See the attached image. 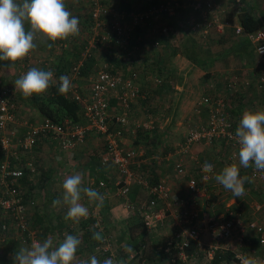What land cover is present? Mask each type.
<instances>
[{"label": "built area", "instance_id": "1", "mask_svg": "<svg viewBox=\"0 0 264 264\" xmlns=\"http://www.w3.org/2000/svg\"><path fill=\"white\" fill-rule=\"evenodd\" d=\"M214 5L211 0L192 1L190 7L195 13L187 20L185 29L197 32L199 28H202V33L214 29L218 33H223L230 25L228 22L217 20L214 15ZM179 6L176 0H165L158 5L152 4L139 10L128 11L121 8L116 1L89 0L93 25L89 27L88 40L85 50L81 53V59L78 63L72 64L68 72L72 78V87L68 94L81 106L80 118L76 122H71L69 118L54 121L44 116L35 121L20 120L17 118V103L12 88L6 84H0V147L6 155L0 165V234L2 238H10L16 232L14 236L19 237L21 243L38 241L36 231L27 229L25 219L33 207V199H28L26 205L21 202L26 189L21 187L19 181L24 176L26 168L32 173L35 172V164L32 159L23 163L20 154L31 151L42 140L50 142L60 150H73L85 141L89 132H94L101 137L104 145L99 162L102 167H112L115 173L113 183L116 186V195L122 199V205L127 212L137 214L148 229L156 231L164 224L167 214L170 215L172 212L169 207L175 206L172 217L173 223L178 227L174 228L172 238L167 240L165 253L173 251L180 264H198L200 260L204 261L201 264H207V262L213 264L212 261L217 254L220 257L224 255L221 253L231 254V257L220 259V264H240L237 257L241 255L264 259V255L258 254L255 250H248L245 240L248 235L258 236L260 246L264 245L263 220L248 219L237 212L227 210L221 215L211 217L205 223H200L196 209L190 203L202 193L196 178L193 176L186 178L185 186L188 194L185 197L170 199L159 206V201L168 196L170 189L164 182L150 184L148 177H143L138 170L131 169L138 151L134 147L125 146L123 138L125 130L130 129L131 125L128 115L130 103L137 101L140 97L139 85L135 81L137 75L135 71L128 72L124 64H105L96 71L90 72L88 76H84L88 80L86 89L75 81L76 78L82 77L79 68L83 60L93 54L94 50L109 48L116 57H121L124 62H127L131 53L133 54L138 47L132 44L133 48H131L130 44L131 32L135 26H145L152 20H160L161 26L158 28V33L167 36L170 26L165 22L161 23V18L166 15H175ZM195 14L199 15L201 19L199 22L194 21ZM242 30L240 25H234L235 35L241 36ZM204 33L202 35H205ZM246 36L254 47L256 56L254 66L260 69L255 79L256 86L264 88V30L259 29L254 33H247ZM151 48H159L158 42H152ZM59 77H53V79L59 82ZM155 82L160 81L155 79ZM237 83V80L232 78L227 82L226 88L235 92L239 89ZM111 98L116 99L115 106L110 104ZM224 99L220 94H208L199 98L197 106L206 108L207 117L203 124L190 126L182 142L176 145L177 160L173 165L176 174L185 172V159L192 155L193 146L199 143L210 144L222 141L229 149L224 160L225 164H232L237 160L239 145L235 137V121L226 110ZM117 108L121 109L117 111ZM16 124L25 128L20 136L14 127ZM151 124V121H140L135 124L132 131L135 133L138 127L150 129L153 127ZM17 146L22 151L18 152L17 149V152L13 151L12 148ZM204 163L199 165V178L202 182L210 180L215 172V167L212 173L202 172ZM240 175L254 181L262 177L264 171H258L252 166L242 171ZM134 179L141 182L149 194L148 199L141 204H136L128 198L130 184ZM99 186L105 187V181L100 180ZM95 225L98 224L95 223ZM11 228L14 229L13 232H10ZM25 231H27L26 237L23 238L21 233ZM110 239L111 237L106 235L96 249L111 247ZM191 240L196 241L193 252L188 249ZM196 254L201 257L197 258Z\"/></svg>", "mask_w": 264, "mask_h": 264}, {"label": "crops", "instance_id": "2", "mask_svg": "<svg viewBox=\"0 0 264 264\" xmlns=\"http://www.w3.org/2000/svg\"><path fill=\"white\" fill-rule=\"evenodd\" d=\"M72 1V0H71ZM70 1V2H71ZM123 0H118L120 2L119 4L122 5ZM129 1V0H128ZM159 0H148L147 3L151 2L154 3ZM220 4L222 2V5L229 4L228 8H226L225 12L226 15H224L222 18H219L221 22H228L229 25L235 24L237 25V19L236 14L237 10L234 6V4L230 3V0H217ZM87 2V1H86ZM85 2V3H86ZM225 2V3H224ZM246 2L252 4L254 8H256L260 14L264 16V0H247ZM70 5H66L68 10L76 17L79 18V22H83V18L85 17V14H88L89 10V4L86 5H79L76 9V6L71 7L75 8L76 10H71ZM216 5V3H215ZM214 5V6H215ZM86 6V7H85ZM231 6V10H229ZM233 7V9H232ZM215 8V7H214ZM215 15V14H214ZM231 16L233 21L229 22L224 19L226 16ZM216 17V15H215ZM179 20H181L179 18ZM184 20V19H183ZM179 23V22H177ZM182 24V23H180ZM177 25L174 26V31L171 35H169L168 38H165L164 36H160L158 32L150 29L152 24H149L148 28H139L133 29L131 32V38L132 41L136 44V42L144 41L146 45L144 46L145 49H142L136 53L134 56L132 53L130 55V58L126 64L123 65L125 69L137 71L138 73V85L141 89V97L138 99V101L133 102L134 104L131 105L129 112L130 115V129H128L124 135V144L128 147H134L138 153L134 160V163L131 165V169L138 170L139 173L142 174L143 177H148L151 183L155 182H164L166 186L170 189L168 196L166 197L167 200L161 199L159 201V206H162L166 201L170 199H175L177 197H185L187 193L185 180H177L176 177L177 174L173 170V165L177 160V156L175 155V147L173 146L169 140V138L173 135H178L179 127H177V132H173V128H170L167 124L169 122L170 117H176L175 120H177V116L182 112L181 118L184 115L185 119H195V120H201V118L206 119V108L203 106H200L202 111L198 112L196 110V104L193 102L195 98V93L193 92L195 88H199V84H201V87H207L205 84L210 81L209 77H211L212 72L217 71L216 69H213V64H211L209 61L206 62L205 65L200 66L196 65L190 60H188L180 51L182 41L184 40V34L189 33L191 36H195L198 34V32L194 33L189 31L187 28L183 25ZM231 28V27H230ZM264 30V17H263V25L260 27ZM180 30V32H178ZM212 31H215L214 29H211ZM216 32V31H215ZM233 32L227 31V28L223 33H218V40H216L218 43H222L225 48L221 51L219 54L221 57L225 58V62L228 61L229 58L232 59H238L237 63L240 65L239 71L234 72L235 70L233 68L225 67L223 68V71L220 72V76H224V74H227L228 76L230 74H238V79H243L242 81L237 83L243 90V92L238 91V95L235 99L225 98L224 102L226 105V110L228 111L231 118L235 121L238 125V120L240 116L242 115L243 111L245 109H264V96L262 98H258L256 89L254 88V85L250 81L253 79V72L255 69V66H253V61L255 60L256 56L254 53L253 45L247 40L242 41L243 38L234 36ZM212 36V34L210 35ZM173 37V38H172ZM209 37V36H208ZM152 42H158L159 48L152 49L150 43ZM230 44H232V47L235 48V50L227 48ZM246 49V50H245ZM164 50L169 51V53L164 52ZM142 53H145L143 57L138 56L142 55ZM50 54L48 55V57ZM52 60L51 62H46V68L44 69L43 65L40 67L41 70H48L49 66H53L54 64L60 63V54L55 55L51 54ZM202 57V56H201ZM217 57V55H216ZM57 59V60H55ZM63 62V61H62ZM61 62V63H62ZM54 63V64H53ZM64 63V62H63ZM183 64H185L183 66ZM212 67H210L211 65ZM148 65V66H146ZM203 68V69H202ZM137 69V70H136ZM233 69V70H232ZM127 72V73H128ZM209 73V76L207 74ZM229 73V74H228ZM69 79L71 80V75L69 73L66 74ZM236 78V76H233ZM155 79H158L160 82H155ZM76 83H78L81 87L86 89L88 87L87 78L82 76L81 78H76ZM148 81V82H147ZM247 81V82H246ZM149 83V84H148ZM203 85V86H202ZM154 87V91L147 90V87L152 88ZM215 90H218L217 88ZM223 92L224 94L227 92H230L229 89L226 88V86L222 87V90L220 92H217L213 94H220ZM264 94V92H263ZM221 95V94H220ZM171 97V99H170ZM169 98V99H167ZM196 101V100H194ZM137 103V104H136ZM151 103H157L162 104V112L158 113V110H156V114H158V118H160V122L157 124L160 128H158L157 124H153L152 120H148L152 122L150 129H146L145 133H143L142 137L141 134L138 135L137 132H133V128L135 127V124L139 123L140 120L133 119L135 116H138L139 113L148 114L152 110L147 105ZM142 104V107H141ZM166 107L168 110H166ZM26 108L29 109V113L32 116L31 118L33 121L39 120L42 118L39 113L32 109L29 105H26ZM117 111L119 109L117 108ZM167 112V113H166ZM177 113V116H176ZM169 118V119H168ZM138 121V122H137ZM145 120H142V122ZM172 119H170L171 123ZM179 125H181V122H178ZM18 127L15 128L18 132V136L23 134V131L25 128L20 125L16 124ZM155 128V129H154ZM155 130V131H154ZM177 133V134H176ZM137 134V136H136ZM145 134V135H144ZM155 138V141L151 140ZM184 139V137H183ZM148 141V143H147ZM153 141V142H152ZM41 143L45 142L44 147L36 146L40 154L43 153L44 159L43 161H46L45 163L40 161L36 164L34 162V157L32 158V161L34 162L35 166V172L32 173L33 177L29 178L31 182H33L34 185H36V194L35 196L36 201L43 202L46 206V209H48L50 215H55L57 211H59V216L62 220V227L60 230L54 229L52 231H47V237L49 235L53 236L54 238H58L59 240H63L65 235H76L79 233H82L84 230L79 228L77 223H73L71 220H65L64 217L67 212V205H58L53 207V201L56 199L62 198V183L66 176L72 175L76 172H82L84 174V183L85 186L92 187L94 186L95 177L99 175L100 180H104L106 183L105 187L95 188L98 190L101 194L105 196L104 204L102 207L97 208L94 203L90 204L86 197H82L81 203H83L89 210V217H93L96 220V223H98L97 228L98 230H104L105 234L109 235L111 237L110 243L112 246L110 247L112 256H115L114 254L119 253V249L121 246L126 245L127 241H129L128 237V226L129 223L132 220H135L138 218L137 214H133L132 212H127L126 209L122 205V199L119 198L116 195V186L113 183V177L115 176V173L112 170V167L109 166L108 168L102 167L99 160H100V154L104 150V145L101 137L94 133L89 132L86 136L85 141L78 145L77 148L73 149L74 153L78 155L79 159L82 160V164H72L70 165L68 163L63 162V155L66 154L69 151L60 150V148L55 147L53 144L46 140L40 141ZM222 143V141H220ZM216 143V142H213ZM212 143V144H213ZM39 144V143H38ZM179 144V143H178ZM215 145H211V147H208V144H196L192 148V155L190 157H186L185 159V171L186 167H188V163L192 162L193 160H202L201 162H211L215 167V172L211 176L210 180L206 182L200 181V174L199 169L196 168L195 172V178L198 181L199 188L202 190L201 196L196 197L195 200L191 201V206H193L196 209L198 219L200 223L207 222L211 217L221 215L228 211H233L241 214L242 216L245 215V210H247L248 215H252L253 218L259 217L257 207H262V204L264 203V180H256L250 181L246 180L244 183L245 192L243 195L236 197L233 195L232 192L225 190L222 185L218 184L213 176L215 173H218L225 165L218 160H216L217 152L216 148H214ZM13 151L18 152L21 150L20 147L17 146V148H12ZM17 149V150H16ZM34 149V148H33ZM22 151V150H21ZM36 151L32 152H24V153H36ZM72 151V150H70ZM33 156V155H32ZM36 157V154H35ZM39 157V155H37ZM6 158L5 153L2 151L0 147V159ZM2 159V162L3 160ZM62 159V160H61ZM212 159V160H208ZM197 161V163L199 162ZM65 165V166H64ZM81 167V169H80ZM79 168V170H77ZM192 169V168H190ZM192 173V172H191ZM241 173V171H240ZM37 175L38 177H34V175ZM102 175V176H101ZM176 176V177H175ZM179 178V177H178ZM201 182V183H200ZM95 187V186H94ZM255 188H258V192ZM255 190V191H254ZM130 193L128 194V198L130 201H133L135 203H143L145 202L148 197V191L147 188L138 180L134 179L130 184ZM255 193V195H251L252 192ZM112 193V194H111ZM115 194V196L113 195ZM115 198H114V197ZM247 196L251 198V200H246ZM255 199H252V197ZM257 200V201H256ZM243 202V203H242ZM246 203V204H245ZM261 204V205H260ZM175 206H170L169 208L171 211H174ZM249 207V208H248ZM225 210V211H224ZM32 211V210H31ZM260 211V210H259ZM170 212V211H168ZM170 212V215L167 214V217L164 220V224L159 226L156 231L153 234H149V239H152V241H147L148 248L147 250H153L154 239L159 240L162 242L167 241V239H171L174 234V228H177L173 223V213ZM263 217V213L260 215V218ZM111 218V219H110ZM83 219V218H82ZM103 219V223H101V220ZM264 219V218H263ZM262 219V220H263ZM87 220V219H86ZM113 221V223H112ZM264 221V220H263ZM54 223V222H53ZM95 223V222H94ZM94 223H90V226H95ZM55 224V223H54ZM76 225V226H75ZM169 225L170 229L168 231H165V233L162 231V228H166V226ZM73 228H76L73 231ZM42 233V231H40ZM163 236V238H162ZM79 237V236H78ZM80 238V237H79ZM39 240V237H37ZM148 239V237H147ZM163 243L165 244V242ZM12 244L16 245V242ZM11 243L5 244L7 246L6 252L2 253L0 258L4 260L5 258H10L7 256L8 253H11V257H13L16 252H18L17 247H15V251L11 248ZM4 245V244H2ZM115 247V248H114ZM10 248V249H8ZM5 248H3L4 250ZM160 249V248H159ZM115 250V251H114ZM196 251V249L194 250ZM161 252V251H160ZM198 252L200 253L201 250L199 249ZM97 258L100 260L102 258L101 254L94 253ZM226 254V253H221ZM258 254L264 255V245L262 247L260 246ZM82 255V256H81ZM77 254V258L81 257L80 259H87L90 255L86 254ZM161 256L160 261L158 264H180L179 261H177L175 255L173 254V251L171 253H159ZM197 258L201 257L200 255L196 254ZM87 257V258H86ZM199 260V259H198ZM216 258L212 261L213 264L215 263ZM102 261V260H101ZM204 262L203 260L199 261ZM209 262H207L208 264ZM1 264V263H0ZM126 264H137L133 262H129V259H126ZM142 264H145L143 262ZM217 264H220L219 261Z\"/></svg>", "mask_w": 264, "mask_h": 264}, {"label": "clouds", "instance_id": "3", "mask_svg": "<svg viewBox=\"0 0 264 264\" xmlns=\"http://www.w3.org/2000/svg\"><path fill=\"white\" fill-rule=\"evenodd\" d=\"M79 23V18L68 10L65 0H0V61L15 63L23 60L37 47L35 41L38 37L55 42L77 36ZM53 77L51 70L32 67L16 79L14 85L25 98H29L33 94L46 93L56 83ZM71 87L67 75L59 77V94L66 95ZM235 137L239 145L238 164L225 165L213 178L225 190L239 197L245 192L247 180L240 175V167L254 166L256 170L264 171V109H245L238 120ZM213 169V164L207 161L202 165V172L206 174L212 173ZM61 187L62 198L54 200L53 207L68 206L65 220L78 224L82 218H88L89 210L81 203L82 197L97 208L104 204L103 194L85 186L82 172L66 176ZM92 238L103 241L99 232H94ZM80 244L76 235H65L62 241L49 235L43 241L34 240L29 247H21L13 260L15 264H124L123 260L111 257L101 262L96 255L78 259L76 252ZM237 259L240 264H264V259L250 255H241Z\"/></svg>", "mask_w": 264, "mask_h": 264}, {"label": "trees", "instance_id": "4", "mask_svg": "<svg viewBox=\"0 0 264 264\" xmlns=\"http://www.w3.org/2000/svg\"><path fill=\"white\" fill-rule=\"evenodd\" d=\"M85 1H87V3L89 4V0H85ZM163 1H165V0H163ZM163 1H161V2H163ZM176 1L180 5L176 9V14L171 15V16L166 15L164 18L163 17L161 18L162 19L161 23L165 22L168 26H170V32L167 36H164L165 38H168L169 35H171L173 33L174 26L176 27L177 25L182 23L180 25H183L185 27L187 25L186 24L187 20H189L191 18V16L195 13L192 11V8L190 7V3H192V1L194 2L195 0H176ZM196 1L205 2L206 0H196ZM211 1L214 2V4H215L217 0H211ZM246 1L247 0H239V1L230 0V3L234 4V6L237 10V14H236L237 23L243 29L241 36H238L235 34H233V35L243 38L242 41L248 40V38L246 36L247 33H254L257 30L261 29L260 27L263 25V17H264L262 14H260V12L256 8H254L252 6V4H250ZM101 2H107V0H101ZM121 2H122V5L119 4L120 2L119 3L117 2L118 5L121 8L126 9L128 11L129 10H139V9L145 8V7L152 5V4L153 5L160 4V1H156L154 3L149 2V3H146L144 5L138 4V6H136L137 5L136 4V5L132 6V5H130L128 0H123ZM87 13L88 14H85V17L83 18V22L79 23V29H80L79 33L81 32L82 28H86L88 31L89 27H91L93 25V21L91 20V16H90V10H88ZM198 14H195V16H193V18L200 19ZM179 18L181 20H179ZM225 20L229 21V22L233 21L232 17L229 15L226 16ZM177 22H179V23H177ZM149 24H152L150 29L153 28L152 30L155 29L154 31H156V29H158L161 26L160 20H152L150 23L146 24L145 26H135V29L137 27L148 28L147 26ZM234 25L235 24L230 23V27L232 29V32L234 31ZM26 27H27V25H26ZM160 36H162V35H160ZM80 37L81 36L77 35L74 37H69L67 40H68V42H73L74 40L81 39ZM87 40H88V34L85 37V39H81L79 45H76V46L71 47V48L64 47V49L62 50L60 57H59L60 63L58 65L53 63L54 67L49 66V68H48V70H51L54 72L55 78H57L61 75H66L69 72L70 66L74 63H78V61L81 59L82 51H84L86 48L85 46H86ZM65 41L66 40H57V42H60L62 44L65 43ZM130 41H131L130 42L131 45H132V43H135L132 41V38ZM151 44L152 43H150V45ZM133 45L131 46V48H133ZM135 45L138 46L137 49L134 50L135 52H137V51L144 49L145 48L144 46L146 45V43L143 40L142 41L138 40ZM183 46H184V48L181 47L180 51L188 60H190L194 64L200 65V66H203L206 64L207 59L199 56L197 54V52L194 50L193 46L190 47V49H189L187 44L183 45ZM98 47H102V46L98 45ZM227 48L232 49L233 48L232 44H230ZM100 49L101 50L98 49V51L94 50L93 54L87 56L83 60V62L81 64L82 66H80V68H79V73L81 76H88L90 74V72L93 71L92 68L95 65V60H96L95 58L97 56L96 54L100 53V51H106L108 53V55H110L111 60H110V62H107L106 64H113V65H118V64H121V65L124 64L125 65L126 64L123 61L124 59L121 57H116L114 55V52L111 49H109V48H105V49L100 48ZM233 49L235 50V48H233ZM17 62L18 61H16L15 63H17ZM255 62H256V58L253 61V66L255 65ZM15 63L10 62V61H0V84L1 85L6 84L5 78H9V77L13 76L12 73H14V72H12V71L9 72V71L13 70V68L15 67ZM1 67L8 69L7 72L3 71V69H1ZM101 67H103V66H101ZM259 70L260 69L258 68V66H255V69L253 72V79H252V81H250V84L252 83L254 85V88L256 89V91H258V93H257L258 98H262L264 96V94H263L264 88H258L256 86V83H255L256 75L259 72ZM1 72H3V75L1 74ZM207 76H209V73L207 74ZM135 80H136V78H135ZM225 86L227 87V82L224 85V87ZM58 87H59V82L56 81V83H54L48 89V91L46 93H44L42 95L33 94L29 98H25L21 94V92L19 90H17L15 87L14 88L11 87V88L13 90V93L16 96L17 102L20 101L22 103V105L23 104L29 105L32 109L36 110L39 113V115H41L42 117L43 116L48 117L54 121H61L64 118H69L71 120V122L78 121L80 118V114H81L80 113V110H81L80 104L77 101L73 100L68 93L66 95L59 94ZM140 97H141V89H140ZM138 99H137V101H138ZM110 104L115 106L116 105V99L111 98ZM132 104H134V103H130L128 111L130 110ZM118 109H121V108H118ZM128 115H129V112H128ZM17 118H18V115H17ZM129 120H130V115H129ZM30 121H33V119ZM113 123H114V119H113ZM234 124H236V123H234ZM14 127L17 128L18 126L14 125ZM234 127L236 129L237 125H235ZM145 130L146 129H144L142 127H138L136 129V132L138 135L141 134L140 137H142L143 133H145ZM126 131H127V129L125 130L124 135H125ZM137 134H136V136H137ZM151 140L155 141V138L153 137V139H151ZM147 143H148V141H147ZM2 159H4V158L0 159V165H1ZM246 169L247 168L243 169L242 171L244 172V170H246ZM30 173H31L30 170L26 168L24 170V176L22 178H20V180H19L21 187L26 188L25 194L23 195L21 202L26 205L28 202V199H30V200L33 199V207L31 208L32 211L30 210L29 213L25 216L26 223H27V229L28 230H30V229L35 230L37 237H39L38 241H43V239L45 237H47V231H52L54 229L60 230L62 225H63L62 224L63 222L61 220V217L59 216V213H60L59 211L55 212L56 214L54 216L50 215L49 211H48V209H46V206L44 205V203L40 202V201H38V202L36 201L35 196H33L34 194L37 193L36 192V185H34L33 182H31V180H29ZM99 178H100L99 175H97L94 178L95 179V181H94L95 187L93 186L94 189L98 188V186H99V181H100ZM99 188H101V187L99 186ZM115 191H116V189H115ZM129 193H130V191H129ZM136 204H138V203H136ZM94 222L96 223V220L93 217H89V218H87V220L81 219L79 224L77 225L79 228L83 229L84 231L82 233H79L81 244H80L79 248L77 249L76 255L77 254H80V255L86 254L87 256L88 255L91 256V255H95L94 253H97V254L102 255V258H100V261L101 260L103 261L104 259L111 257L117 261L123 260L124 264H126V259H129V262H133V263H137V264H142L143 262H145V264H158L160 261V258H161L159 253L162 252L165 254L164 249L166 247L167 241H164V239L161 242L159 240L156 241V239H154V237H153L152 243L155 246H154L153 250L152 249L147 250V248H148L147 241H149V240L152 241V239H149V234H153L154 231L148 229L143 224V221L139 217L135 220H132L129 223L127 232H128V237L130 240L126 242L127 243L126 245H123L120 247L119 253L114 254L115 256L110 255L111 254L110 247L108 249H102V248L96 249L97 245L101 244L102 242H98V241L94 240L92 238L93 233L99 232L103 238L107 234H105L104 230H98L99 229V228H97L98 225H95ZM90 223L91 224L94 223L95 226L92 225V227H91ZM101 223H103V219L101 220ZM75 229L76 228H73V231ZM40 231H42V233ZM26 232L27 231L21 233L23 238L26 237ZM76 236H77V234H76ZM147 237H148V239H147ZM1 238H2V236L0 234V245H2V244L5 245L7 243H11V242L15 243V242L21 241V239H19V237L15 238L14 235H12L10 238H2V239ZM245 240H246V243L248 244V246H247L248 250H255L256 252L259 251L260 242H259L258 236L248 235ZM163 241L165 242V244L163 243ZM190 243L191 244H190L188 249L190 252H193V248L196 245V241L191 240ZM15 247H16V245H14V244L11 245V248L14 251H15V249H14ZM224 257L229 258V257H231V254L226 253V254L222 255L221 257L219 254H217L215 263L217 264L218 261H220V259H224ZM80 258L81 257H79V259ZM0 263L1 264H15L13 257L5 258L4 260L0 259Z\"/></svg>", "mask_w": 264, "mask_h": 264}, {"label": "rangeland", "instance_id": "5", "mask_svg": "<svg viewBox=\"0 0 264 264\" xmlns=\"http://www.w3.org/2000/svg\"><path fill=\"white\" fill-rule=\"evenodd\" d=\"M70 1L71 0H65V3H66V5L68 4V6H69V4H71L70 5V9L71 10H76L77 7L79 5H81V4L82 5H86L87 4V2L85 0H72L71 2ZM107 1L108 2H110V1H116V2H118V0H107ZM147 1L148 0H129V3L132 6L133 5H136V4H137L136 6H138V4H141V5L146 4ZM159 1L161 2L163 0H159ZM74 6H76V9L75 8H71V7H74ZM228 6H229V4H227V3H226V5L223 6L222 5V2L220 4L218 1H216V5L214 6L215 7L214 8V14L216 15L217 20H221L219 18H222L224 15H226L225 10H226V8H228ZM232 9H233V7H232ZM229 10H231V6H230ZM224 19H225V17H224ZM194 21L195 22H199V19L198 18H194ZM201 29L202 28H199L197 30L198 34L195 35V36H193V37L189 33L184 34V40L182 41L181 47L184 48L183 45H186L187 44L188 47H189V49H190V47L193 46L194 50L197 52V54L199 56H202L203 58H206L207 61H209L211 64H213V67H212L211 64H210L211 65L210 67H212L213 69H216V68H218V69H216L217 71L212 72L211 77H209L210 81H208V83L205 84V86H207V87H201V84H199L200 87L194 89L193 92H197V93H195V98L196 97H199V96L201 97L203 95L213 94V92L216 93V91L217 92H220L222 90V87L226 84V82H228L230 79L234 78L233 76H236L235 80H237V82H240V80L241 81L243 80L242 78L241 79H238L239 77H238V74H236V73H234L233 75L230 74L229 76L227 74H224L223 77L219 75L220 74L219 71L222 72L223 71V68H225V67L233 68L235 70L234 72L239 71V67L238 66L240 64L237 63V60L238 59H232V58H229L228 61L225 62V58H223V57H221L219 55L221 53V51L225 48V46H223L222 43H218L216 41V40H218L217 38H219L218 37V32L209 30V31H207L208 33L207 32L206 33L203 32L205 35H202L203 33H202ZM227 31L232 32V29L230 27H227ZM156 32H158V29H156ZM178 32H180V30H178ZM194 33H196V32H194ZM87 34H88L87 29L86 28H82V30L78 34V36H81L80 37L81 39H85V37L87 36ZM211 34H212V36H210ZM81 39L74 40L73 42H68V40L66 39L65 43L60 44V42L58 43L57 41L53 42V41L47 40L44 37H38L37 40L35 41V43L37 44V47L34 50H32L23 60H19L17 63H15V67L13 68V70H10L9 71V72L12 71L14 73H12L13 74L12 77L5 78L6 84L9 85L10 87H13L14 88L15 87V85H14L15 80L18 79L23 74H25L30 68L36 67V68L40 69V67L43 65V67L45 69L46 66H47L46 65V62L49 63L53 59L52 56H51V54L59 55V54H61V52L64 49V47L71 48V47H74L76 45H79ZM48 44H51L52 46L51 47H48ZM164 52L169 53V51H166V50H164ZM49 54H50V56L48 57ZM144 54L145 53H142V55H138V56L143 57ZM96 55L97 56L95 58L96 59L95 60V65L92 68L93 71L94 70H97L101 66H104L107 62H110V60H111L110 55H108V53L106 51H100V53H98ZM133 55L135 56L136 53H134ZM216 55H217V57H216ZM55 60H57V59H55ZM184 65L185 64H183V66ZM146 66H148V65H146ZM1 69H3V71H5V72H7V70H8V69H6L4 67L3 68L1 67ZM126 72H127V70H126ZM1 74L3 75V72H1ZM136 74L137 75H136V80L135 81H136V83H138V80H137L138 73H137V71H136ZM86 84H88V82ZM216 88L218 90H215ZM238 88H239V86H238ZM147 90H152L151 92H153L154 91V87L153 86H152V88L147 87ZM238 90H236V91L238 92ZM243 90L244 89H242L240 87V90L239 91L240 92L241 91L243 92ZM229 91L230 92H227L225 94L223 92H221L220 94L224 98H229L230 97V99H235L238 94L235 93V92H233L232 90H229ZM14 98L16 100L15 94H14ZM167 99H169V98H167ZM170 99H171V97H170ZM194 100H196V101H194ZM194 100H193V102H195V104H196V110H198V112H201L202 111L201 107L197 106V102H198L199 98H198V100L197 99H194ZM16 103H17V113H18L17 115H18V118L20 120H32L31 117L34 116V115H31L29 113V109L26 108V105H24V104L22 105V103L20 101H18V102L16 101ZM141 107H142V104H141ZM148 107L152 110L150 113L145 114V115L144 114L142 115V113H139V115L138 116H135V118H133V119L140 120V121H142V120H145V121L152 120L153 121V124L154 123L157 124V122L159 123L161 121L160 118L162 116H160V118H158L157 117L158 114H156V110H158V113H161L162 110H163L162 109L163 105L162 104H157V103H151V104L147 105V108ZM166 110H168L167 107H166ZM181 115H182V112L179 114V116H177V113H176L177 120H175L176 117H173V118L170 117V119H172L171 123H169L170 122V119L168 118L169 119V122L167 124H169L168 126H170V128H173V130H172L173 132H177V129L176 128L179 127V130H178L179 134L178 135H173V138H172V136L169 138V140H170V142H171V144L173 146H176L178 143L182 142L183 137H185V134H186V132H187V130L189 129L190 126L200 125V124H203L204 121H205V119H203V118H201V120H195V119H193V120L192 119H190V120L189 119H185L184 120L183 119L184 118V115H183L182 118H181ZM35 118H37V117H35ZM35 118H33V119H35ZM178 122H181V125H179ZM157 126H158V128H160L158 124H157ZM17 134H18V132H17ZM199 144H206L207 145V143H199ZM213 144L215 145L214 148H216L217 157H218L216 160H218L219 162H221L224 165H226L225 162H224V160H226L225 159L226 158V154H228L229 149L227 147L225 148L224 143L223 142L221 143L220 141H216V143H213ZM213 144L212 143L208 144V147H211V145H213ZM38 146L44 147L45 146V142H43V143L39 142V144L37 145V147ZM37 147H35L34 149H32V152L36 151ZM65 151H67V150H65ZM32 152L30 154L29 153L20 154L21 161L24 163V162H27L28 160L32 159L31 157H34V162H36V164L38 163V161H40L41 164H43L42 162H44V163L46 162V161H43V159H44L43 153L40 154L38 151H36V153H33L32 154ZM35 154H36V157H35ZM37 155H39V157H37ZM202 160H200V161L199 160H196L195 161V160L192 159V162L191 163H188V167H186V171L184 173H182V174H179V175L177 174V176L179 178L175 176L176 179L177 180L179 179L181 181H184V180H186V178L188 176H193L195 178L196 168L199 169V165L202 163L201 162ZM208 160H212V159H208ZM197 161H199V162L197 163ZM63 162L64 163H68L69 165H70V163L75 164V165L82 164V160L79 159L78 155L75 154L73 150L72 151L69 150V152H67L66 154L63 155ZM235 163L238 164V158L235 161ZM190 168H192V169H190ZM80 169H81V167H80ZM243 169H245V168L243 166H241L240 167V171L242 172ZM77 170H79V168ZM31 177H33V174L31 175V173H30L29 178H31ZM34 177L36 178L38 176L35 174ZM261 179L264 180V175L262 177L258 178L256 180V182H258V180H261ZM255 189L258 192V188H255ZM113 195L115 196L114 193H113ZM251 195L253 196V195H255V193L252 192ZM252 199H255V198L252 197ZM246 200H251V198H249L247 196ZM256 209L259 212V213H257V214H259V217L256 216V218H259V220H262L263 217L260 218V215L262 213H264V203L262 204V207H260V208L257 207ZM244 217H246L248 219L253 218L252 215H250V214L248 215L247 210H245ZM4 219H6V218H4ZM112 223H113V221H112ZM168 229H170V226L169 225H167L166 228L163 227L162 228V231L165 233V231H168ZM13 230L14 229L11 228L10 232H13ZM15 234H16V232H14L13 235H15ZM77 236H79V234H77ZM111 237H113V236H111ZM46 238L47 237H45L44 239H46ZM162 238H163V236H162ZM30 245H31L30 242H27V243L16 242V247H17V250L18 251H19V249L21 247H29ZM111 246H112V244H111ZM3 248H5V249L3 250ZM6 249H7V246L0 245V256H1L2 253L6 252ZM8 249H10V248H8ZM7 256L8 257H11L12 255H11V253H8Z\"/></svg>", "mask_w": 264, "mask_h": 264}]
</instances>
